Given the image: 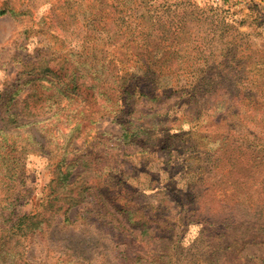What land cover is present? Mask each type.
Masks as SVG:
<instances>
[{"label":"rangeland","instance_id":"obj_1","mask_svg":"<svg viewBox=\"0 0 264 264\" xmlns=\"http://www.w3.org/2000/svg\"><path fill=\"white\" fill-rule=\"evenodd\" d=\"M0 9L5 10L0 14V121L1 117L7 115L2 114L3 110L8 109V112L16 114L19 124H26L25 127L15 130L16 133L26 130L40 136L41 129L45 127L49 132L47 137L58 136L56 140L63 138L59 129L67 132L75 124L80 123V128L69 135L72 141L67 157L75 160L73 172L85 169L87 173L83 179L87 184H94L103 178L106 169H109L111 174H116V169L122 170L123 179L119 184L122 185L121 190L126 192L124 197L117 192L108 191L105 193V199L90 188L86 190L85 198L71 206L66 213H63L66 203L59 200L62 207L53 214L50 225L46 224L42 229L35 230L31 224V230L26 234L12 228L11 231L14 233L9 235L11 234L9 232L7 235L9 223L11 224V221L16 220L23 212L36 209L40 211L39 217H43L56 210V203L52 206L45 205L47 203L45 199L47 201L49 198L50 202H54L52 197L55 191L50 188V180L56 175L55 161L57 156H61L62 150L56 152L57 156L54 159L43 151H31L23 159L17 186L19 193L11 205L9 223L2 221L1 217L4 214L8 215L10 208H0L3 209L0 212V236L5 241L0 248H18L15 258L20 264H129V261L122 260L123 256L125 257L120 251L123 239L117 229L112 228L116 216L112 214L115 208L111 207L110 202L118 205L129 200L134 208L148 211L152 204L157 203L155 195L157 190L173 181L176 186L185 188V184H192V179L195 178V176L191 178L187 169L182 171L177 159L195 153L200 154L195 148L194 139L197 134L188 132L189 123L185 120L168 122L165 125L156 123L166 119L175 108H182L180 103L174 104L178 100V93L171 94L161 101L139 99L132 106V110L123 115L128 119L126 125H121L109 116H103L90 126L89 122L83 119L77 122L79 115L73 111L63 109L69 107L68 100L65 99L57 104L60 107L58 109L62 110L53 111L54 115L50 112L37 118L23 116L20 110L23 109L25 113L28 107V110L32 111L41 103L37 101L36 106L33 99H28L26 103L22 102L34 84L28 80L33 76L48 73L51 80L56 82L57 78L53 75L62 62L65 63L63 64L65 69L68 64L72 62L77 64V60H82L85 56L90 59L92 49L98 57L100 48H108L107 56L115 59L125 54L132 58L147 57L159 72V77L163 78L160 83L166 84L170 78L164 64L166 61L175 64L173 62L179 59L197 60L207 55H210L213 61L220 60L218 49L209 54L208 50L196 49L185 52L183 48V45L188 43L186 37H189V40L191 38L188 31L192 36L199 38L196 33L201 28L200 24L203 22L206 25L213 20L212 32L218 33L221 30L223 40L231 38L229 43L241 49L236 52L232 47L226 51L227 68L212 69L214 85L233 92L246 84L247 91L251 84L248 81L245 83V80L249 78L254 77L264 85V0H0ZM202 18L205 20L202 21ZM120 21L123 22L120 25L125 27V30L128 25L138 32H144L136 39L134 34L131 36L129 32L121 36L119 32H115L117 22ZM142 22L150 23L145 27L146 30L140 29ZM168 25L172 26V30L164 36L162 33ZM130 36L133 38L132 41L128 40ZM138 39L140 45H145L146 51L141 46L132 51L129 44L136 43L135 40ZM124 49L127 52H124ZM41 59L45 60L46 68L41 66ZM88 66L84 65L85 68ZM146 67L147 64H143L141 69L135 71L143 72ZM82 68L79 67L77 71L81 76L92 78L93 75H103L100 71L85 74ZM185 71L198 72L190 67L185 68L183 73ZM246 75L248 79H244ZM89 78L87 82L95 83L96 78L92 80ZM64 81H60V84ZM49 83L37 92L40 90L49 92L46 88L50 86ZM81 90L90 91L84 86H81ZM96 90L94 87L90 92ZM251 93L252 96L240 104L242 109H249L247 117L243 115L239 117L245 119V122L237 124L234 122L230 128L232 131L226 132L229 135L234 134L233 138L246 137L238 136L243 133L242 128L245 125V130L254 126L264 129V120L260 118L264 110V93L260 92L259 88L257 90L254 88ZM92 100L93 98L89 96L88 101H85V107L90 106ZM254 113L257 114L254 116ZM140 120L147 123L144 129L132 130L129 127L138 124ZM229 127L227 124L225 130ZM211 137L212 141L203 138L201 142L206 146H215V138ZM1 142L2 139L0 145ZM169 151L171 157L167 160ZM219 177L214 176L217 182L214 196L216 200L222 199L223 192H231L232 188L227 181L225 182V178L221 180ZM81 183L82 180L77 181L74 187L64 188L63 192L68 193L72 190V195L81 193L85 188L84 183L82 185ZM63 194L60 193L59 196ZM205 195L206 197H201L200 201L211 200L209 195ZM115 197L118 198L110 201ZM167 204H170L173 211L177 208L175 201ZM65 216L68 219L65 220ZM185 226L180 234V242L186 248L184 259L192 258L193 262L201 264L200 257L193 259L197 248L205 244L200 240L201 225L194 222ZM193 227L198 228L195 238L191 231ZM13 235L18 239L16 244L8 240ZM132 247L136 248L135 244ZM164 250L165 242L155 239L153 243H143L139 252L148 256ZM226 254L229 255L231 263L243 264L246 262L244 257L246 255L264 257V243L259 240L247 243L240 251L232 253L227 251ZM224 255H220L219 261L215 264H223ZM4 262L1 260L0 264ZM171 262H175L173 258L168 264H172ZM159 263L165 264L164 261ZM144 264H148V261Z\"/></svg>","mask_w":264,"mask_h":264},{"label":"trees","instance_id":"obj_2","mask_svg":"<svg viewBox=\"0 0 264 264\" xmlns=\"http://www.w3.org/2000/svg\"><path fill=\"white\" fill-rule=\"evenodd\" d=\"M3 12L5 10L0 9V14ZM204 20L205 18H202V21ZM117 23L118 27L115 32H119L121 36H125L129 32L131 36L134 34L136 39L138 35L144 32H138L134 27L128 25H126L125 30V27L120 25L123 23L122 21ZM211 23L213 20L207 22L206 25L203 22L200 24L201 28L196 33L199 38L194 37L195 35L192 36L188 31L191 38L189 40V37H186L188 43L183 45V48L185 52L196 49L208 50L209 54H213V50L218 49V54L221 55L220 60L213 61L210 55H207L197 60L195 58L179 59L173 62L175 64L166 61L164 64L167 67L168 75H170L166 84L160 83L163 78L159 77V72L155 70L147 57L132 58L124 53L125 55H119L115 59L107 56L108 48H100L98 57H96L95 50L90 49V57L92 55L90 59L85 56L82 60L78 59L77 64L75 62L68 64L65 69L63 67L65 63L62 62L58 69H55L53 75L57 78L56 82L51 80L48 73L33 76L28 80L34 84L22 102L25 101L26 103L28 99H33L35 104L37 101L41 103L39 106L36 104L37 108L32 111H29L28 107H26L25 111L27 112L25 113L23 109L20 110L23 116L37 118L50 112L54 115L53 111L60 112L62 110L58 109L60 107L57 104L65 99L68 100L69 107L63 109L73 111L74 114L79 115L77 122L83 119V121L89 122L90 126L103 116H109L121 125H126L128 119L123 115L130 112L132 106L139 99L161 101L171 94L178 93V100L174 104L180 103L182 108H175L166 119L156 121V123L165 125L168 122L174 123L185 120L189 123L188 132L197 134L198 137L196 136L194 139L195 148L200 154L195 153L177 159L182 171L187 169L191 178L193 176L195 178L192 179V184H185V188L176 186L175 181H173L157 190L155 193L157 203L152 204L148 211H140L138 208H134L129 200L118 205H115V202H110L112 203L111 207L115 208L114 213H111L116 216L114 217L115 225L112 228L117 229L123 239V247L120 251L124 253L125 257L123 256L122 260L129 261V264H144L145 261H148V264H160L159 261L168 264L171 258L175 261L171 262L172 264H189L190 262L198 264L197 261L193 262L192 258L184 259L186 248L180 242V234L184 231V226L194 222L200 223V240L205 243L197 248L196 254L193 256V259L200 257L201 264H215L216 261H219V256L224 254L223 264H236L230 262L229 255L226 254L227 251L230 253L232 251L238 252L247 243H254L258 240L264 243V129L254 126L245 130V125L242 128L243 133L238 135L246 136L245 138H233L234 134L226 133L234 122L236 124L245 122V119L239 117L241 115L247 117L249 109H242L240 104L252 96L253 93L251 92L254 88L255 90L259 88V91L264 93V85L254 77L245 80V83L248 81L251 84L247 91L245 90L246 84L239 90H233V92L222 90L219 86L214 85L211 71L214 67H228L225 54L228 49H232L233 44L229 43L231 38L223 40L221 30L218 33L215 31L213 33ZM142 24L140 29L146 30L145 27L149 26L150 23L142 22ZM170 30H172V26L168 25L162 34L169 33ZM131 36L128 40L132 41ZM135 41L136 43L131 42L129 44L132 51L139 46L143 50L145 49V45L139 44L140 39ZM233 49L236 52L241 51L238 46L233 47ZM124 52L127 51L124 49ZM40 62L42 67H47L44 59H41ZM143 64H147L146 70L143 72L135 71V69H141ZM84 65L89 66L85 68ZM81 66L85 74L100 71L103 75H93L92 78L81 76L77 74L78 68ZM188 67L198 72L185 71L183 73V70ZM244 77V79H248L247 75ZM88 78L91 80L96 78L95 83L87 82L89 81ZM62 80L65 81L60 84ZM43 82H50V86L46 87L49 92L41 90L37 92L45 87L46 83ZM81 86L90 91L94 87L97 90L95 92H83ZM89 96L93 100L89 103L90 106L85 107V101H88ZM103 105H106L104 109L102 108ZM7 110H3L2 114L7 115L1 117L2 121H0V139H2V145H0V208H10V210L8 215L4 214L2 217L0 215L2 221L9 223L11 220V205L14 204L19 193L17 189L18 179L25 156L31 151H43L47 156L54 159L57 156L56 152L59 149L62 150L61 156H57L55 161L54 173L56 175L52 176L50 180V188L55 191L52 197L54 202H50L49 198L47 201L45 199L47 202L45 205L52 206L56 203V210L43 217H39L40 211L36 209L23 212L17 216L16 220H12L11 224L9 223L7 235L9 232L11 233L9 235H12L14 232L11 230L15 228L26 234L27 231L31 230V224L34 225L35 230L36 228L42 229L46 224L50 225L53 214L62 207L58 202L59 200L66 203L63 210V213H66L71 206L78 204L85 198L86 190L90 188H93L95 194L105 199V193L108 191L117 192L118 195L125 197L126 194L124 193L126 192L121 190L122 185L119 184L123 179L122 170L116 169V174H111L110 170L106 169L103 178L95 181L94 184H87L83 179L87 173L85 169L73 172L72 167L75 165V160L67 157L68 148L72 141L69 135L75 129L80 128V123L75 124L67 132L59 129L63 137L62 140H56L58 136L47 137L49 132L45 127L40 132V136L43 137L26 130L16 133L15 130L25 127L26 124H19L16 114ZM255 114L257 113H254V116ZM260 118L264 120V110H262ZM145 124L147 123L140 120L138 124L129 125V127L132 130L144 129ZM227 124L230 127L225 130ZM211 136L215 138V146H206L201 142L203 138L212 141ZM170 157L169 151L167 160ZM214 176H220L219 179L221 180L225 178V182L227 181L232 186L231 192H223L224 197L222 199L217 198L216 200L214 197L217 189ZM80 180H82L81 185L84 183L85 187L81 193L72 195V190H69L68 193L67 191L63 192L64 188L70 187L71 189ZM60 193L64 194L59 196ZM205 194L210 196V201H200L202 200L201 197H206ZM117 198L115 197L110 201ZM172 201H175L177 206L174 211L170 204H167V202L171 203ZM3 209H0V212ZM64 219L66 220L68 217L65 216ZM155 239L165 242L163 252H154L148 256L139 252L143 243H153ZM8 240H12L13 244L18 243V239L14 235L10 236ZM4 242L3 237L0 236V246ZM134 244L136 248L132 247ZM18 251V248H0V261H5L4 264H20L15 258ZM244 257L246 262L242 261L243 264H264V257L262 256L246 255Z\"/></svg>","mask_w":264,"mask_h":264},{"label":"clouds","instance_id":"obj_3","mask_svg":"<svg viewBox=\"0 0 264 264\" xmlns=\"http://www.w3.org/2000/svg\"><path fill=\"white\" fill-rule=\"evenodd\" d=\"M191 231H192V234H193V238H195V234L198 232V228L193 227Z\"/></svg>","mask_w":264,"mask_h":264},{"label":"built area","instance_id":"obj_4","mask_svg":"<svg viewBox=\"0 0 264 264\" xmlns=\"http://www.w3.org/2000/svg\"><path fill=\"white\" fill-rule=\"evenodd\" d=\"M212 1V0H211ZM214 1H222V0H214Z\"/></svg>","mask_w":264,"mask_h":264}]
</instances>
